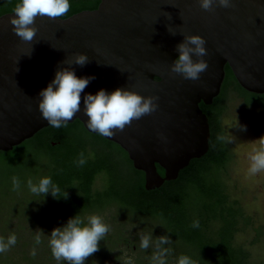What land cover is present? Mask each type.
I'll return each mask as SVG.
<instances>
[{
	"label": "water",
	"instance_id": "1",
	"mask_svg": "<svg viewBox=\"0 0 264 264\" xmlns=\"http://www.w3.org/2000/svg\"><path fill=\"white\" fill-rule=\"evenodd\" d=\"M232 2L209 12L198 0H101L96 9L65 19L38 16L31 43L12 31L13 12L0 16V151L11 152L50 126L38 110V94L58 69L68 67L77 77L95 76L82 98L117 88L159 98L151 115L102 137L144 173L147 191L177 180L209 152L210 123L201 104L211 106L221 94L226 66L245 91L264 95V0ZM184 35L206 41L208 69L196 81L170 71ZM79 53L89 60L82 67L70 63ZM87 119L82 101L68 124L78 120L98 135Z\"/></svg>",
	"mask_w": 264,
	"mask_h": 264
},
{
	"label": "trees",
	"instance_id": "2",
	"mask_svg": "<svg viewBox=\"0 0 264 264\" xmlns=\"http://www.w3.org/2000/svg\"><path fill=\"white\" fill-rule=\"evenodd\" d=\"M18 2L0 0V15L12 12ZM69 2L70 11L63 19L96 9L101 0ZM225 71L219 97L211 106L201 104L210 123L209 152L205 157L193 160L177 180L166 182L158 190L145 189L144 173L134 168L128 154L119 145L99 134L89 133L78 120L60 129L49 126L13 151H0V168L8 170L4 180L0 181V199L20 189L26 192V180H20L18 190L14 191L12 185V178L26 162L28 164L23 167L32 165L29 171L36 170L41 177H51L61 189V195L64 191L68 194L67 199H57L49 193L42 202L34 201L18 215L17 212L8 214L0 204V237L5 241L13 234L17 237L16 244L0 254V264H57L48 245L55 227L64 226L77 214L87 217L116 207L124 215L141 219L145 226L162 230L172 244L177 242L185 246L190 251L187 256L195 264H247L246 256L238 263L232 250H227L223 233L215 232L213 237H208L201 230L187 228L184 222L185 216L192 212L207 215L209 222L213 223H222L224 219L221 178L229 157L218 136H223L221 121L227 98L230 95L245 96L249 103L264 108V95L248 93L238 84L228 66ZM81 152L87 162L78 166L76 161ZM122 170L128 173L127 178L122 176ZM158 171L164 174L160 167ZM98 180L103 182L101 186L97 184ZM37 229L44 233L39 245L35 243ZM104 241H108L107 238ZM33 249L35 256L31 254ZM60 264L66 263L61 261Z\"/></svg>",
	"mask_w": 264,
	"mask_h": 264
},
{
	"label": "clouds",
	"instance_id": "3",
	"mask_svg": "<svg viewBox=\"0 0 264 264\" xmlns=\"http://www.w3.org/2000/svg\"><path fill=\"white\" fill-rule=\"evenodd\" d=\"M199 6L205 11H213L214 5L222 8L233 7L232 0H198ZM71 5L69 0H19L15 4L8 23L12 26V31L22 42L31 43L37 33L35 20L39 17L50 19H61L68 14ZM168 31L171 32L168 28ZM206 41L199 35H184L182 43L176 46L179 53L178 58L171 64L170 71L183 76L186 80L196 81L200 79V74L208 69V63L203 59L206 56ZM193 56L197 57L193 60ZM89 62L88 57L79 53L75 55L70 63L84 66ZM95 76L77 77L72 68L58 69L54 79L42 89L38 96V110L43 119L56 129L67 126L68 122L81 111L83 101V112L87 116V128L104 137H112L116 132H123L126 126H131L134 120H139L143 116L151 115L158 108L156 96L144 97L122 88H117L111 93L100 89L96 94H86L81 96L89 82ZM246 130V128H242ZM219 140H224V136H218ZM259 140L264 143V136ZM252 165L250 171L257 173L264 170V148L251 156ZM87 162L84 153L79 154L76 161L78 166H83ZM13 190H18L21 181L18 177L12 178ZM29 191L37 196L51 194L53 198L67 199V192L61 195V189L54 184L51 177H43L38 183H33L32 179L27 181ZM191 227L199 228V220H194ZM111 230L100 215H88L82 217L79 214L69 218L63 227H55L49 236L48 245L51 249L57 264L66 261L68 264H85L88 257L99 251V241ZM43 231L37 229L35 243L42 242ZM17 242L15 234L9 236L7 241L0 237V254L7 252L11 246ZM152 243V235H140V247L147 250ZM171 240L167 236L156 239V251L151 257L152 264H167L165 257L170 254L171 249L164 248L163 245L170 244ZM33 256L36 255L33 249ZM123 264H133L131 258L124 253ZM178 264H195L190 257L181 255Z\"/></svg>",
	"mask_w": 264,
	"mask_h": 264
},
{
	"label": "flooded vegetation",
	"instance_id": "4",
	"mask_svg": "<svg viewBox=\"0 0 264 264\" xmlns=\"http://www.w3.org/2000/svg\"><path fill=\"white\" fill-rule=\"evenodd\" d=\"M7 13L11 12H5L4 14ZM236 99H239L242 103L243 113L251 111L258 113H255L256 115L245 114L243 117H240L238 114L236 115L235 113L237 111H233L232 113L234 114H230L228 113L230 102L227 111L225 110L226 112L222 115L221 127L229 150V160L225 171L227 177L221 178L223 185L222 197L224 203L222 208L224 219L222 223L215 222V225H220V227H216L217 231L214 230L215 225H213V222H209L207 215H203L202 213H196L195 215V213L192 212L189 216H185L184 222H186L185 225L188 226L187 228L201 230L200 232L208 237H213L215 232L223 233V238L227 242V250H232L234 255L237 256L238 263L246 256L245 260L247 264H261V259L258 256V245L264 242V221L262 218V223L258 221L260 213L254 208V204L258 201L264 204V187L262 186L264 185V170L257 173H247L244 171L242 174H237V177H231L230 170L232 168L234 169L238 159L233 152L234 144L232 143L233 137L230 133L232 127L230 126L237 125L240 128L239 132L241 131V133L246 134L244 137H242V135L240 136L241 139L246 142V147L249 149L260 150L264 148V143L259 140L264 136V108L261 105L249 103L245 96H237ZM226 118L227 120H225ZM228 120L231 121V124H229ZM242 128H246V130H242ZM256 178L259 179L257 183L255 182ZM246 183L255 185V191L251 193L252 196L249 195L247 201H245V197L243 196L244 188H242L246 186ZM253 200L255 201L254 203ZM211 205L213 206V204ZM119 213V209L116 207L115 209H110L109 211L98 214L110 225L111 230L104 237L107 238L108 241H104V238L102 241H99V251L88 257L85 264H123L125 258L124 253H127V257L131 258L133 264H152L151 257L156 251V239L159 238V229L154 226L147 227L141 219L135 220L131 216L127 217L122 213L119 215ZM251 216L256 218L257 225L255 222H252L250 219ZM188 220L191 221L188 222ZM194 220H199V228L191 227ZM247 220L249 223L246 225ZM154 228H156V232H154ZM140 235H152V243L147 250L140 247ZM163 247L167 248V245H163ZM168 249H171V252L165 257L167 264H178L180 256L177 250L172 247H168ZM65 263L68 264L66 261Z\"/></svg>",
	"mask_w": 264,
	"mask_h": 264
},
{
	"label": "rangeland",
	"instance_id": "5",
	"mask_svg": "<svg viewBox=\"0 0 264 264\" xmlns=\"http://www.w3.org/2000/svg\"><path fill=\"white\" fill-rule=\"evenodd\" d=\"M233 97L235 99L232 98L231 95L227 98L226 103L224 105L223 113L227 111L230 102H231L230 103V109L228 111V113H230V114H234L232 112L233 111L234 112L237 111L235 114L236 115L238 114L240 117H243L245 114L246 115L247 114L256 115L255 113H258V112H253V111L248 112V113H243V111H242V109H243L242 108V103L240 102L239 99H236L237 96H233ZM225 120H227V118ZM228 122H229V124H231V121L228 120ZM237 123H238V120H237ZM230 127L233 128V130H232V128L230 130V133H231V135L233 137L232 143L234 144V151L233 152L235 153V155L237 156V159H238L236 161L237 164L234 166V169L232 168L230 170V175H231V177L234 178V177L238 176L237 174L244 173V171H246L247 173H251V171H250L251 165H252L251 156L254 155L259 150L258 149L257 150L256 149L252 150V149H249L248 147H246V142H244L243 139H241V136H240V135H242V137H244V136H246V134L241 133V131L239 132V129H240L239 126L232 125ZM222 133H223V136H224L223 129H222ZM222 144L225 146V149H226V152H227V156L229 157V150H228V147H227L228 145H227L226 138L224 140H222ZM26 164H28V162L23 163L22 168L19 169L18 172H16V177H18L19 180H26L25 184H27V181L29 179H32L33 183H38L39 179H41L44 176H42V177L39 176V174L37 173L36 170L29 171L28 169H32L31 168L32 165H29L30 167L27 166V168L23 167V166H26ZM244 166H245V169H244ZM226 168H227V166H226ZM7 173H8V170L0 168V181L4 180V177L7 175ZM121 174H122V176L124 178H127V176H128V173L126 171H124V170H122ZM245 176H247V175H245ZM225 177H227V176H226L225 173H223L222 174V178H225ZM258 180L259 179L256 178L255 182L257 183ZM209 181H210V179H209ZM97 183H98L99 186H101L103 184V182L101 180H98ZM245 185L246 186H243L242 188H244L243 196L245 197V201H247V198L249 197V195H251V193H253L255 191V189H254L255 185L248 184V183H246ZM262 186L264 187V185H262ZM20 190L21 191L15 192L13 194H8V195L7 194L6 195L2 194L3 197L0 199V204L5 209V211L8 212V214H11V212H14V213L17 212V215L18 214H22V211L25 208L30 207L31 203H35L34 201H41L42 202L43 199H45V197L43 198V196H37V195L32 194L29 191L28 186H27V189L25 190L26 192H23L22 189H20ZM257 196H258V194H257ZM254 202L255 201L253 200V203ZM254 208H256L257 211H259L260 215L258 216V221L262 223L261 218L264 221V204L262 202H259V201L255 202ZM126 216L129 217L128 215H126ZM250 219L252 220L253 223L255 222L256 225H257V220H256L255 217L253 218V216H251ZM248 223H249V221L247 220L246 221V225ZM213 225H215V223H213ZM216 227H220V225L217 224V225L214 226V230L215 231H217ZM253 227H254V224H253ZM154 232H156V228H154ZM158 234H159V237L166 236V234H164V232L162 230H159ZM247 237H249V236H247ZM258 246H259L258 256L261 259V264H264V242H262V244L258 245ZM167 247L175 248L177 250L179 256H181V255H186L187 256L188 254H190V251L185 246H182V244H179L177 242H174L173 244L171 243V245L167 244Z\"/></svg>",
	"mask_w": 264,
	"mask_h": 264
}]
</instances>
